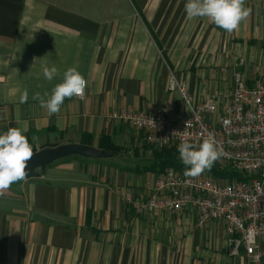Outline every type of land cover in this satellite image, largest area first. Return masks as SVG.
Returning <instances> with one entry per match:
<instances>
[{
  "label": "crops",
  "instance_id": "obj_1",
  "mask_svg": "<svg viewBox=\"0 0 264 264\" xmlns=\"http://www.w3.org/2000/svg\"><path fill=\"white\" fill-rule=\"evenodd\" d=\"M185 3L0 0V134L19 128L34 153L65 144L99 149L102 136L120 146L119 140L132 143L138 137L124 122L109 120L112 111L151 112L159 104L186 110L180 93L169 90L172 75L187 84L196 103L204 101L222 81L196 59H206L211 67L216 44H224L222 51L229 41L227 32H217L207 18L188 19ZM245 6L264 22V0H246ZM249 17L235 30L239 42L264 38V25ZM183 59L191 61L185 70L178 68ZM52 64L59 75L48 82L42 66ZM69 67L86 79L85 95L66 98L60 112L49 117L32 94L50 93ZM25 89L29 99L21 104ZM133 133L142 135L145 146L118 154L129 161V155L152 147L144 131ZM151 151L143 167L102 162L83 167L67 159L39 178L13 183L0 196V264H254L242 247L238 256H229L222 221L199 228L193 213L130 210L123 194L141 196L161 175L146 172L154 160ZM221 235L226 246L220 250Z\"/></svg>",
  "mask_w": 264,
  "mask_h": 264
},
{
  "label": "built area",
  "instance_id": "obj_2",
  "mask_svg": "<svg viewBox=\"0 0 264 264\" xmlns=\"http://www.w3.org/2000/svg\"><path fill=\"white\" fill-rule=\"evenodd\" d=\"M169 90L178 91L186 110L159 104L153 111H112L109 120L121 121L145 132L147 145L163 149L182 141L199 143L214 139L220 158L242 179L219 181L201 174L186 177L170 170L148 182L141 196L123 194L137 215L193 213L199 228L222 221L229 255L242 247L249 262L264 261V71L249 84L238 76L230 94L213 92L199 103L186 83L170 78ZM79 98V97H76Z\"/></svg>",
  "mask_w": 264,
  "mask_h": 264
},
{
  "label": "clouds",
  "instance_id": "obj_3",
  "mask_svg": "<svg viewBox=\"0 0 264 264\" xmlns=\"http://www.w3.org/2000/svg\"><path fill=\"white\" fill-rule=\"evenodd\" d=\"M246 0H186L184 11L188 19L207 18L210 23L231 34L251 15V8L246 7ZM42 75L52 82L59 75L55 64L42 66ZM87 81L76 67H69L63 73L62 82L55 84L51 92H35L32 99L47 110L48 116L58 114L66 98H83ZM28 90L19 95L21 104L27 103ZM33 141L36 137L33 136ZM38 147V145H37ZM179 158L186 166L184 176L198 177L205 170H211L223 152L217 147L214 139L205 137L199 143L182 141L178 145ZM33 145L19 128H9L0 134V196L13 183L20 182L28 176V162L33 157Z\"/></svg>",
  "mask_w": 264,
  "mask_h": 264
},
{
  "label": "rangeland",
  "instance_id": "obj_4",
  "mask_svg": "<svg viewBox=\"0 0 264 264\" xmlns=\"http://www.w3.org/2000/svg\"><path fill=\"white\" fill-rule=\"evenodd\" d=\"M255 11L253 13H251L250 17H249V21H253V22H259L260 24L264 25V22H261L262 20L259 18L258 15V19L255 18L256 17ZM251 19V20H250ZM257 24V23H256ZM258 25V24H257ZM222 30L223 32H225V30L223 29H219L217 28V32ZM255 30V29H253ZM236 31H234L233 33L226 34V38L228 39V44H225V48H223V50H220L221 46H224V44H216V51H215V64L212 65L211 67L207 68V66H209V64L207 63L206 59H196V65L199 63L200 66H205L206 68H201V69H213L216 70V74H217V79L221 80V85L219 88H217L215 92L218 93H222V94H230L233 90V87L235 85V81L237 79L238 76L244 77L245 79H247L248 83L251 85L254 82V79L259 77V74L261 72L264 71V38L260 39V38H248L247 42H239L240 39L238 36L235 35ZM209 47L211 48V45H209ZM198 49V47L196 48ZM199 51H204L202 48L199 49ZM219 53H221L222 57L219 56ZM200 56V53H199ZM193 57V55H192ZM193 60V59H191ZM189 62H191L189 59H183L179 65L178 68H180L181 70H185L187 64H189ZM213 61H209V63L212 64ZM194 64V65H195ZM182 101V99H181ZM137 132V130H136ZM130 135H135V137L137 138L136 141H132V143L125 138L124 140H119L118 144L123 147L124 149H126L127 151L129 150H135L138 149L139 151L144 149V144L141 143L142 141V135L139 133L135 134L133 133V129H131L129 131ZM173 147H177L178 146H173ZM153 149V147H151ZM146 150L145 153L142 155L140 152V154L138 156H130V161L128 159H124V158H120L118 155L114 156V157H110L107 159H102V160H93V159H85V158H81V157H70L68 158V160H74L76 161L78 164H82L83 167H85V165H91L94 164L96 162L100 163H108L114 166H124L127 168H132L134 169V167H143L144 165H148L151 161V157H152V149ZM171 148V147H169ZM131 152V151H130ZM67 160V159H65ZM59 161L57 163H55L54 165L42 169L39 171V173H45L47 174L52 168H54L55 166H57L60 163H63V161ZM216 167L223 169V168H231L232 167L229 164L224 163L222 160H218L215 162ZM140 169V168H139ZM173 170V169H168L166 172ZM233 170V169H232ZM175 171V170H173ZM234 171V170H233ZM165 172V173H166ZM178 174H181L177 171H175ZM164 174V173H163ZM203 175L206 176H212L213 174L210 172H204L202 173ZM162 175V174H161ZM184 175V174H181ZM219 181L225 182L228 180H224V179H220ZM217 229H219L220 231H223V225H221L220 223H217L216 226ZM205 230V229H204ZM222 236V235H221ZM218 236L217 240L218 243L217 245H220V250L224 247V245L226 246V239L225 236L221 237ZM220 241V242H219ZM228 246V245H227ZM230 256V255H229ZM231 257V256H230ZM233 258V257H231ZM264 263V261H263Z\"/></svg>",
  "mask_w": 264,
  "mask_h": 264
},
{
  "label": "trees",
  "instance_id": "obj_5",
  "mask_svg": "<svg viewBox=\"0 0 264 264\" xmlns=\"http://www.w3.org/2000/svg\"><path fill=\"white\" fill-rule=\"evenodd\" d=\"M100 148L101 150L108 151L114 156L124 153L125 149L113 143L110 137L102 136L101 137ZM177 147L163 148V149H152L154 160L152 164L147 168L146 172H151L154 174H163L168 169H173L181 174L184 173L185 165L179 158ZM45 169V168H44ZM213 174L215 179H224L231 181L235 178L242 179V177L231 168L220 169L214 164L211 170H205Z\"/></svg>",
  "mask_w": 264,
  "mask_h": 264
},
{
  "label": "water",
  "instance_id": "obj_6",
  "mask_svg": "<svg viewBox=\"0 0 264 264\" xmlns=\"http://www.w3.org/2000/svg\"><path fill=\"white\" fill-rule=\"evenodd\" d=\"M70 157L102 160L114 157V154L83 144H65L54 148L43 149L35 152L28 162L29 172L26 180L39 178L41 176L39 173L40 170Z\"/></svg>",
  "mask_w": 264,
  "mask_h": 264
}]
</instances>
